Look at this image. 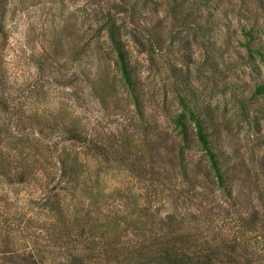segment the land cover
Masks as SVG:
<instances>
[{
  "label": "rangeland",
  "instance_id": "rangeland-1",
  "mask_svg": "<svg viewBox=\"0 0 264 264\" xmlns=\"http://www.w3.org/2000/svg\"><path fill=\"white\" fill-rule=\"evenodd\" d=\"M263 52L264 0H0V264H264Z\"/></svg>",
  "mask_w": 264,
  "mask_h": 264
},
{
  "label": "trees",
  "instance_id": "trees-1",
  "mask_svg": "<svg viewBox=\"0 0 264 264\" xmlns=\"http://www.w3.org/2000/svg\"><path fill=\"white\" fill-rule=\"evenodd\" d=\"M134 5L136 6V3H134L133 6ZM109 32H110L111 41L117 51L122 76L124 80L126 81L128 87L131 89V92L133 93L134 98L137 100L138 97H137V94L135 93V88H134L135 81L130 73L129 64H128V61L126 60L125 52L120 47V42L116 37V34H115L116 32L113 29L112 25H109ZM262 55L264 56V52L262 53ZM177 90H181V89L177 88ZM187 97H188L187 94L183 95L181 94V91H180L178 93V102L181 108L184 110V112L187 113L188 118L194 124L196 137L208 155V159L210 161L211 167L213 168L215 172L217 182L219 183L221 187H225V182L223 179V175L221 173L220 163L218 161V158L216 157V153L212 150L210 143H208L209 139L207 137V133L205 130L204 120L201 117L200 112H198V110L196 109L195 105L191 103V99ZM136 103L139 104L138 101H136ZM183 113H181L177 117V122L179 125L182 123V117L184 116ZM76 138L77 137H73L72 139L78 140ZM65 164H66L65 162H62L61 167H60L61 177H66L70 174L69 168ZM176 260L181 261L182 259L178 257L176 258Z\"/></svg>",
  "mask_w": 264,
  "mask_h": 264
}]
</instances>
